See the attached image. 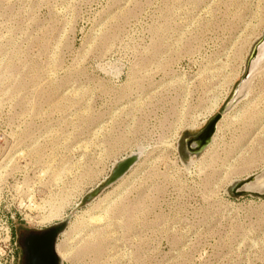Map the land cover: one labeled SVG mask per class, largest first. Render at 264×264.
I'll use <instances>...</instances> for the list:
<instances>
[{"label": "rangeland", "instance_id": "obj_1", "mask_svg": "<svg viewBox=\"0 0 264 264\" xmlns=\"http://www.w3.org/2000/svg\"><path fill=\"white\" fill-rule=\"evenodd\" d=\"M263 34L264 0H0V264L69 214L61 264H264Z\"/></svg>", "mask_w": 264, "mask_h": 264}, {"label": "water", "instance_id": "obj_2", "mask_svg": "<svg viewBox=\"0 0 264 264\" xmlns=\"http://www.w3.org/2000/svg\"><path fill=\"white\" fill-rule=\"evenodd\" d=\"M262 39H264V34ZM257 47L258 44L253 48L250 59L254 57ZM249 63L250 62L248 61L241 81L249 76ZM230 102L227 109L230 107ZM220 118L221 114L216 115L212 120H210L203 131H201L197 136L186 141L187 150L190 155L196 156V154H199L205 148V146L210 141L216 124ZM139 157V153H132L131 155L117 162L103 185L91 191L87 196H85V200L89 201L94 199L101 193L103 189L115 184L131 169L133 165L137 163ZM262 171L259 174L251 175L248 178L237 182L231 190L232 194L236 196L245 195L247 193L256 196L264 195V191L260 192L256 190L245 189V185L252 182L255 177L262 173ZM71 216L72 215L69 214L63 221L58 222L40 232L32 233L24 239L23 245L26 252V264H61V258L58 255L56 248L57 240L59 235H61L66 230Z\"/></svg>", "mask_w": 264, "mask_h": 264}, {"label": "bare ground", "instance_id": "obj_3", "mask_svg": "<svg viewBox=\"0 0 264 264\" xmlns=\"http://www.w3.org/2000/svg\"><path fill=\"white\" fill-rule=\"evenodd\" d=\"M249 62H250L249 63V76L240 82V84H239V86L235 92L234 99H233L235 102L238 101L239 98H241L244 95L245 87L247 85V82L250 79L251 73L255 69H257L258 66H260L264 63V39H262V41L258 44V47L256 49V53H255L254 57L249 60ZM234 101H232L231 104L234 103ZM222 115L223 114H221V116ZM218 122H217V124H218ZM217 124H216V126H217ZM215 129H216V127H215ZM245 189L256 190V191H260V192L264 191V171H262V173L260 175L255 177V179L252 182H250L249 184H246Z\"/></svg>", "mask_w": 264, "mask_h": 264}, {"label": "built area", "instance_id": "obj_4", "mask_svg": "<svg viewBox=\"0 0 264 264\" xmlns=\"http://www.w3.org/2000/svg\"><path fill=\"white\" fill-rule=\"evenodd\" d=\"M13 219V214H9V216L4 220L3 227L1 230V234L5 237L6 240H10V235H11V229H10V222Z\"/></svg>", "mask_w": 264, "mask_h": 264}]
</instances>
